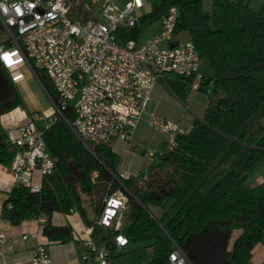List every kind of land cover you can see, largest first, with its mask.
I'll list each match as a JSON object with an SVG mask.
<instances>
[{"label":"trees","instance_id":"trees-1","mask_svg":"<svg viewBox=\"0 0 264 264\" xmlns=\"http://www.w3.org/2000/svg\"><path fill=\"white\" fill-rule=\"evenodd\" d=\"M173 6L180 10L176 34L189 33L201 59L210 62L202 85L211 101L203 118L177 137L174 150L154 155L145 172L122 181L124 187L114 180L119 157L112 148L92 146L90 151L59 118L44 129L47 149L57 158L56 170L45 178L39 194L24 187L12 189L3 208L12 225L34 217L50 221L54 213L77 211L91 226L84 200L97 205L123 189L129 201L122 232L130 243L152 248L148 264H167L172 241L192 264H251L252 250L264 242V183L251 182L264 166V48L247 43L246 31L231 22L220 27L203 0H164L142 16L136 28L119 36L137 40L141 24L161 20ZM261 34L264 18L254 29V39ZM39 76L56 100L51 82L43 73ZM162 82L182 100L192 89V80L173 74ZM18 108L27 110L25 100L0 60V120ZM67 118L71 122L74 114ZM15 154L1 131L0 164L10 167ZM49 221L43 232L51 241L72 239L69 226Z\"/></svg>","mask_w":264,"mask_h":264},{"label":"built area","instance_id":"built-area-1","mask_svg":"<svg viewBox=\"0 0 264 264\" xmlns=\"http://www.w3.org/2000/svg\"><path fill=\"white\" fill-rule=\"evenodd\" d=\"M77 1L89 18L75 17L68 0H0V60L6 64L9 58H19L43 87L39 73L52 83L56 100L44 87L53 105L50 125L63 119L92 151V146L131 140L153 88L166 75L188 78L193 91L202 89L205 74L195 44L192 40L176 39L178 6L171 7L161 19L158 35L138 44L136 40L123 41L119 36L138 26L135 2L121 8L112 0ZM3 34L6 39L1 38ZM70 112L74 114L71 122L67 118ZM3 122L9 125L7 142L16 148L7 168L14 187L41 193L45 178L55 172L57 165V158L47 149L44 129L34 121L23 123L20 118L7 117ZM149 123L167 134L168 150L177 147L179 135L188 133L156 115H151ZM147 157L152 161L153 154L148 153ZM129 178L125 173L114 176L123 187L122 181ZM128 201L123 189L106 196L94 225L83 230L82 264H112L114 256L129 246L121 225ZM37 219L45 225L44 217ZM96 228L111 231L112 241L97 243ZM4 238L0 231V242ZM172 245L167 264H192L176 242L172 241ZM32 263L55 264L45 245L34 249Z\"/></svg>","mask_w":264,"mask_h":264},{"label":"crops","instance_id":"crops-1","mask_svg":"<svg viewBox=\"0 0 264 264\" xmlns=\"http://www.w3.org/2000/svg\"><path fill=\"white\" fill-rule=\"evenodd\" d=\"M210 1L214 4V7H219L214 8L213 12L215 15L214 19L220 27H225L231 22L234 28L238 30H244L248 33L252 31L254 32L260 19L264 18V0ZM221 1H225L227 4L230 3V5H227L222 9V6L218 5ZM222 13L227 14L228 16V21L224 20L225 26L220 25V17ZM160 32L161 27L159 28V31L157 30V32L151 37L141 41H139L138 37L136 41L138 44H143L148 39L158 35ZM261 37L262 36H259L256 39L252 37L251 39V36H248V39H250V42L254 39L255 45L257 41L258 43L260 42L262 48L264 47V34L263 37ZM176 39L181 40L180 34H177ZM6 65L27 105L32 103L30 98L31 91H35L39 94L44 93L39 84L40 82L24 61L19 58L13 61L9 58ZM204 74L207 75L206 73ZM204 89L207 88L202 86V89L199 91H193L191 89L187 98L182 100L174 93L170 92L162 81L156 84L152 90L146 112L138 123L136 129L132 132L131 140L129 142L115 140L109 145L119 157L117 165L118 174L125 173L130 177H136L140 173L145 172L152 163L153 159L151 161L147 157L148 153H152L154 157V155H161L168 150V136L166 133L155 129L150 125L149 121L151 115H156L164 121L176 123L189 133L194 124L203 118L211 101L210 96L204 92ZM27 107L26 111L18 108L5 115L4 118H1L0 132L3 131V133L6 134V129L9 125L4 124L3 120L7 117L20 118L23 123L34 121L37 124L33 112L31 113V110H29L31 108L29 106ZM53 113L52 110L49 113V116ZM7 168L8 167L0 164V231L5 234L4 240L0 242V264H33V252L39 245H45L48 247L55 264H82L83 254L85 252V237L83 235V230L90 226L83 220L77 211L71 212L70 214L54 213L50 221L44 217L46 223L49 221L54 226H69L72 229V239L66 243L51 241L45 236L43 231L46 223L45 225L40 224L35 217L26 219L18 226L12 225L4 218L3 208L8 200L10 192L14 188L13 177L10 175ZM261 168L263 171L255 172L251 178L253 186L264 183V166ZM85 201L88 202L87 205L89 207L94 206L93 214L88 211ZM83 206L87 212V218L90 224L93 223L94 225L99 216L98 214L101 211H97L95 208L96 205L90 198L84 200ZM126 222L127 220L124 221V219H122V227L126 225ZM94 238L99 244L108 243L112 241L113 233L98 228V230H95ZM131 244L132 243H130L129 246ZM129 246L114 256L112 264H119L115 258L122 254H126ZM251 264H264V242L257 244L252 250Z\"/></svg>","mask_w":264,"mask_h":264},{"label":"rangeland","instance_id":"rangeland-1","mask_svg":"<svg viewBox=\"0 0 264 264\" xmlns=\"http://www.w3.org/2000/svg\"><path fill=\"white\" fill-rule=\"evenodd\" d=\"M71 4V8H72V12L73 15L75 17L78 18H84L87 19L89 18L88 15L84 14L80 4L78 3L77 0H68ZM114 3H116L119 7L123 8L125 7V5L132 1L135 2L136 4V15L140 18L148 13H151L152 11L156 10L162 3L164 0H112ZM210 0H204V6L206 7L207 11H210V13H214L213 9L214 8H219L218 6L214 7V4L211 3ZM218 5L222 6V9L225 8V6H229L230 3L227 4V2L225 1H221L220 3H218ZM98 9V7L96 8V10ZM228 14V12H227ZM227 14L222 13L221 14V22L220 25L225 26V22L224 20L228 21V16ZM220 15V14H219ZM227 24V23H226ZM161 27V20L150 24V25H146V26H142V24L140 25V32H139V41L149 38L151 37L155 32H157V30L159 31V28ZM247 33V37H246V42L249 43L250 39H248V36L254 37V32H246ZM180 34V38L181 41H187V40H191L189 33L187 32H181ZM260 36L263 37V34H261ZM261 37V38H262ZM2 39H6V35L3 34ZM254 41V39L252 40ZM257 41V40H256ZM256 46L261 47L260 42L258 43V41L256 42ZM264 48V47H262ZM201 70L203 73L208 74L210 72V62L208 60H202L201 62ZM167 76V75H166ZM40 84V83H39ZM52 84V83H51ZM40 86L42 87L44 93L39 94L35 91H31V95L30 98L32 100V103L27 105L26 101V106H29L31 109V113L33 112V115L35 116V121L37 122V125L39 126V128L41 129H45L50 125V119L49 117V113L53 110V105L51 102V99L48 95V93L46 92V90L44 89V87L40 84ZM214 98V100L216 99V97H212ZM28 108V107H27ZM33 110V111H32ZM40 117H44L46 119L41 120ZM261 172L263 171L262 168L256 170L255 172ZM100 188V186H99ZM88 201V200H87ZM86 202V207L88 209V211L90 213H94V206H88ZM93 201V200H91ZM95 204V203H94ZM103 206V203H101L100 201H98L97 205H96V209L98 212L101 211ZM127 213V211L125 212ZM124 221L126 220V214H124L123 216ZM125 224V222H124ZM153 255V251L152 248L147 244V243H141V244H131L128 248V252L126 254H122L121 256H118L115 258V260L117 261V263L119 264H147Z\"/></svg>","mask_w":264,"mask_h":264},{"label":"water","instance_id":"water-1","mask_svg":"<svg viewBox=\"0 0 264 264\" xmlns=\"http://www.w3.org/2000/svg\"><path fill=\"white\" fill-rule=\"evenodd\" d=\"M90 150V149H89ZM91 151V150H90ZM115 176V174H113Z\"/></svg>","mask_w":264,"mask_h":264}]
</instances>
